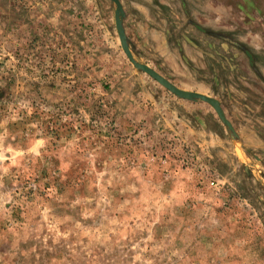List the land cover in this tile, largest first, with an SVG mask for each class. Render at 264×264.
<instances>
[{
    "label": "rangeland",
    "instance_id": "1",
    "mask_svg": "<svg viewBox=\"0 0 264 264\" xmlns=\"http://www.w3.org/2000/svg\"><path fill=\"white\" fill-rule=\"evenodd\" d=\"M119 2L234 133L110 0H0V264H264V4Z\"/></svg>",
    "mask_w": 264,
    "mask_h": 264
},
{
    "label": "water",
    "instance_id": "2",
    "mask_svg": "<svg viewBox=\"0 0 264 264\" xmlns=\"http://www.w3.org/2000/svg\"><path fill=\"white\" fill-rule=\"evenodd\" d=\"M115 5L114 10V24L116 33L118 36V40L120 43V47L126 56V58L129 60V62L134 66L135 69L142 71L143 73L147 74L149 77H151L154 81H156L159 85H161L163 88H165L167 91H169L174 96L186 100V101H202L206 104H208L216 113L217 117L221 121L222 124L230 131L231 133H234V128L230 121L225 117L224 111L222 109V106L220 102L210 96L204 95L199 92L189 91V90H183L178 87H176L174 84H172L170 81H168L166 78H164L162 75H160L158 72L153 70L152 68L148 67L145 64H142L134 58L129 44L127 40V36L124 30L123 26V19L125 17L124 10L122 8L121 3L119 0H110Z\"/></svg>",
    "mask_w": 264,
    "mask_h": 264
},
{
    "label": "crops",
    "instance_id": "3",
    "mask_svg": "<svg viewBox=\"0 0 264 264\" xmlns=\"http://www.w3.org/2000/svg\"><path fill=\"white\" fill-rule=\"evenodd\" d=\"M262 2V4H264V0H260Z\"/></svg>",
    "mask_w": 264,
    "mask_h": 264
},
{
    "label": "built area",
    "instance_id": "4",
    "mask_svg": "<svg viewBox=\"0 0 264 264\" xmlns=\"http://www.w3.org/2000/svg\"><path fill=\"white\" fill-rule=\"evenodd\" d=\"M213 183H211V185H212Z\"/></svg>",
    "mask_w": 264,
    "mask_h": 264
}]
</instances>
